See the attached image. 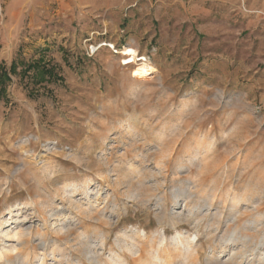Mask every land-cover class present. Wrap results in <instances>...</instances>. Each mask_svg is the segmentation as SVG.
I'll return each mask as SVG.
<instances>
[{"label": "rangeland", "instance_id": "1", "mask_svg": "<svg viewBox=\"0 0 264 264\" xmlns=\"http://www.w3.org/2000/svg\"><path fill=\"white\" fill-rule=\"evenodd\" d=\"M122 47L157 72L132 78ZM1 70L0 264H138L178 233L195 264H233L234 230L260 246L264 0H0Z\"/></svg>", "mask_w": 264, "mask_h": 264}, {"label": "bare ground", "instance_id": "2", "mask_svg": "<svg viewBox=\"0 0 264 264\" xmlns=\"http://www.w3.org/2000/svg\"><path fill=\"white\" fill-rule=\"evenodd\" d=\"M105 45L106 44L101 45V46H105ZM101 46L97 47L96 49H94L93 47L92 49L95 51ZM106 46H108V44ZM111 48L115 49L112 45H111ZM115 52L118 54V51H115ZM119 54L128 55L127 60L124 61L122 65H133V70L132 72H130V76L132 78H135L138 80H145V79L151 78L153 74L157 72L155 67L151 65L149 61H147L146 59L138 58L139 56L136 53V51L131 48H124L122 52H120ZM238 197L235 196L231 200L230 209H229L230 214H234V215L239 214L238 206L240 204L241 199L240 197L239 198ZM179 198L188 199L190 198V196L185 194L182 190H180L172 194L171 200L175 202ZM249 200H247V202L253 203V202H250ZM192 217L193 219H199L203 216H200V214L194 213L192 214ZM214 217L221 219L222 215L221 213H216ZM256 223H257V220L246 222L245 229L247 230L248 227H250L251 225L253 226ZM196 239H197L196 237L191 238L190 236H183L178 233L175 235V237L172 238L171 247L169 248L166 246L167 244H164V238H161L159 240L151 238L149 241L150 251H149L148 257H146L143 260V256L140 255L139 258L137 259L140 260L139 263L141 264H159V262H162L163 264H171L174 260V257L176 256L177 258L179 257L185 263L190 262L191 264H195V262H197L198 260L197 258L198 251L195 247ZM226 241H231L232 243L240 244L239 250L236 252L233 251L235 253L233 255L234 257L230 260L231 263L241 264L246 259L247 251H250L252 258L251 260L247 261L248 264H264V250L262 247V245H264V235H262L261 238L259 239V243H260L259 247L257 246L249 247L248 244L250 242V237L247 235L239 236L235 230L230 232V234L227 235V237H225L224 242ZM135 244H136L135 242H132L131 245L124 247V248L129 252H132V250L135 249L136 252L140 254L141 250H138L136 248L137 245ZM223 249H225V246H223ZM91 257H92V254H91ZM212 257L215 258L214 255H212ZM109 263L110 264H128L127 258L125 255L117 254L114 251H111L109 255ZM3 264H11V263L5 262ZM95 264H100V261L96 260Z\"/></svg>", "mask_w": 264, "mask_h": 264}, {"label": "trees", "instance_id": "3", "mask_svg": "<svg viewBox=\"0 0 264 264\" xmlns=\"http://www.w3.org/2000/svg\"><path fill=\"white\" fill-rule=\"evenodd\" d=\"M47 71V70H45ZM9 81V76L8 74L6 73L5 70H1L0 71V95H3V92H4V83Z\"/></svg>", "mask_w": 264, "mask_h": 264}, {"label": "built area", "instance_id": "4", "mask_svg": "<svg viewBox=\"0 0 264 264\" xmlns=\"http://www.w3.org/2000/svg\"><path fill=\"white\" fill-rule=\"evenodd\" d=\"M122 48H124V47H122ZM114 50V49H113ZM115 51H117V50H114V52ZM116 53V52H115ZM117 54V53H116ZM121 59H123V63H124V61H126L127 60V58H128V55H121ZM138 58H141V59H148V57H145V56H139ZM125 59V60H124ZM122 63V64H123Z\"/></svg>", "mask_w": 264, "mask_h": 264}]
</instances>
